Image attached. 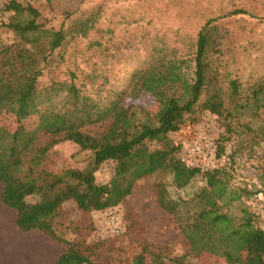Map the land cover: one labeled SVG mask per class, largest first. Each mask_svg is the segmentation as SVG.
I'll return each instance as SVG.
<instances>
[{"label": "trees", "instance_id": "1", "mask_svg": "<svg viewBox=\"0 0 264 264\" xmlns=\"http://www.w3.org/2000/svg\"><path fill=\"white\" fill-rule=\"evenodd\" d=\"M3 11L12 16L0 23V29L10 31L16 41L0 44V116L11 115L17 126L12 132L0 126V204L14 212L21 233L36 231L62 245V252L50 264H94L95 245L87 246L82 239L66 241L56 235L54 226L65 225L74 234L90 232L91 213L118 205L136 181L157 173L170 175L175 190L185 188L197 176L202 180V186L186 199L169 198L161 181L152 185L154 203L173 218L190 254L203 252L224 264H264V230L245 204L257 195L264 197V180L258 178L257 188L230 187L226 167L200 172L185 166L177 158L179 145L169 138L185 121L192 124L196 114L206 113L223 121L217 157L223 153V143L236 132L234 124L249 146L264 141V120L258 119L264 109V84L244 88L236 75L220 72L218 61L229 34L221 23L245 15L264 20V13L258 17L253 6L222 11L203 21L187 50L180 30L153 33L148 41L141 38L135 49L132 43H124L107 66L93 63L82 75L68 70L64 78H58L47 71V65L69 32L61 25L48 27L31 5L8 0ZM98 15L93 12L73 26L81 37L94 30L88 48L97 50L104 34L95 27ZM105 30L112 32L109 27ZM190 63L191 76L186 70ZM44 70L51 76L43 80ZM142 93L158 105L154 119L140 108L123 105L126 98ZM31 116L36 124L25 131L19 123ZM242 116L250 119L239 123ZM95 126L102 129L89 133ZM61 142L90 152L84 169H46L48 154ZM107 161L114 164L113 174L106 183L97 184L93 174ZM259 161L264 166V150ZM27 197L33 201L27 202ZM68 201L86 218V227L62 215ZM185 258L175 256L168 261L186 264ZM132 264H163V257L144 246Z\"/></svg>", "mask_w": 264, "mask_h": 264}, {"label": "rangeland", "instance_id": "2", "mask_svg": "<svg viewBox=\"0 0 264 264\" xmlns=\"http://www.w3.org/2000/svg\"><path fill=\"white\" fill-rule=\"evenodd\" d=\"M8 0H0V9ZM23 5L35 8L47 23L48 27L56 29L60 25L69 33L61 48L55 50L47 65V71H53L58 78H64L67 71L82 75L90 70L93 63L96 66H107L118 53V48L124 43H132V49L141 40L153 33L166 31L172 33L178 29L184 50L189 49L194 32L210 17L219 15L235 7L248 9L253 6L258 17L264 13V0H13ZM93 12H98L95 27L104 31L100 40L101 48H88V42L94 37V30L87 37H81L78 30L73 32L74 24L83 21ZM260 12V13H259ZM64 15L69 19L64 20ZM12 16L11 12H0V23L6 22ZM221 25L229 32L228 39L223 43L222 56L218 57L220 72L230 77L236 75L244 88L254 83L264 84V20L248 16H236L227 24ZM112 29L111 34L105 28ZM147 33V34H145ZM143 38V39H141ZM16 41L13 34L0 29V44L10 45ZM125 56L128 53L123 52ZM62 59V61L60 60ZM191 66L187 73L191 76ZM44 70L43 80L51 76ZM243 88V89H244ZM124 106L131 105L146 111L152 119L155 118L158 105L154 98L146 93L135 98H126ZM192 124L185 121L169 138L180 148L192 141L198 149L209 151L215 156V166L226 167L230 173L229 186L250 189L258 187V178L264 180V166L259 161L264 150V141L249 146L246 137L234 124L235 133L223 143V153L216 156V142L224 134L222 119L202 113L195 115ZM250 117L242 116L239 123L248 121ZM258 119L264 120V109L258 112ZM233 123H236L235 121ZM25 131L32 130L36 124L35 116L19 123ZM0 126L12 132L17 123L11 115L0 116ZM102 127H91L89 133L99 132ZM44 138L41 137V144ZM90 159L89 151H80L70 142L55 145L45 162L46 169L59 172L65 169H84ZM113 162L102 163L94 172L97 184L106 183L113 174ZM170 175L157 173L138 180L130 195L118 205L89 215L92 230L74 234L65 225L56 224L54 232L66 241L82 239L85 244L93 246L92 261L94 264H132L133 257L145 246L152 252L158 251L163 257V264H170L168 259L186 255V264H224L217 257L203 252L190 254L188 246L179 234L173 218L165 214L154 203L153 183L163 182L169 198L186 199L192 196L201 186L202 180L195 177L183 189L175 190L170 185ZM27 202L33 198L27 197ZM245 204L256 215V225L264 230V197L257 195L249 198ZM114 211L120 224V233L110 235L107 230V211ZM62 215L79 227H86V218L68 201L62 206ZM35 236V244L31 242L26 248H7L3 254L2 264H27L26 257H34L35 263L48 264L62 252V245L50 242L41 234ZM27 243V242H26ZM25 246V245H24ZM35 250L33 251V248ZM34 252V253H33ZM149 256L146 257L147 261Z\"/></svg>", "mask_w": 264, "mask_h": 264}, {"label": "built area", "instance_id": "3", "mask_svg": "<svg viewBox=\"0 0 264 264\" xmlns=\"http://www.w3.org/2000/svg\"><path fill=\"white\" fill-rule=\"evenodd\" d=\"M191 140L183 148H179L177 158L181 163L187 167L197 168L200 172H207L217 168L215 166V156L209 151L210 147L206 150L198 149L195 143ZM107 214V230L110 235L116 236L120 233V224L114 211L108 210Z\"/></svg>", "mask_w": 264, "mask_h": 264}, {"label": "crops", "instance_id": "4", "mask_svg": "<svg viewBox=\"0 0 264 264\" xmlns=\"http://www.w3.org/2000/svg\"><path fill=\"white\" fill-rule=\"evenodd\" d=\"M29 234H40V233L36 231L21 233L15 226L14 212L0 204V264H2L1 261L5 257L3 252L7 248L18 249L23 247L22 249H24L31 242L35 244L34 241L35 236H31ZM34 250L35 247L33 248V251ZM26 259H27V264H40L39 260L37 261V263H35L33 256L26 257Z\"/></svg>", "mask_w": 264, "mask_h": 264}]
</instances>
